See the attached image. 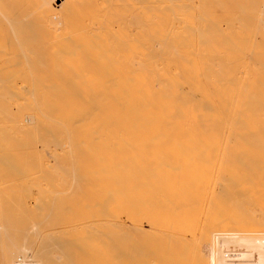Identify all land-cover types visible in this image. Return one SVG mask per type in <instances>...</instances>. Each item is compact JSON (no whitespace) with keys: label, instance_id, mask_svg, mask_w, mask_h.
<instances>
[{"label":"bare ground","instance_id":"1","mask_svg":"<svg viewBox=\"0 0 264 264\" xmlns=\"http://www.w3.org/2000/svg\"><path fill=\"white\" fill-rule=\"evenodd\" d=\"M28 261L264 264V0H0V264Z\"/></svg>","mask_w":264,"mask_h":264},{"label":"built area","instance_id":"2","mask_svg":"<svg viewBox=\"0 0 264 264\" xmlns=\"http://www.w3.org/2000/svg\"><path fill=\"white\" fill-rule=\"evenodd\" d=\"M17 264H22V263H17ZM26 264H33L31 261L26 262Z\"/></svg>","mask_w":264,"mask_h":264},{"label":"rangeland","instance_id":"3","mask_svg":"<svg viewBox=\"0 0 264 264\" xmlns=\"http://www.w3.org/2000/svg\"><path fill=\"white\" fill-rule=\"evenodd\" d=\"M236 1H238V0H236ZM238 168V167H237Z\"/></svg>","mask_w":264,"mask_h":264}]
</instances>
